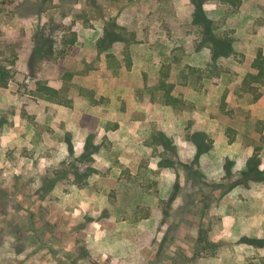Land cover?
Returning <instances> with one entry per match:
<instances>
[{
  "label": "rangeland",
  "instance_id": "obj_1",
  "mask_svg": "<svg viewBox=\"0 0 264 264\" xmlns=\"http://www.w3.org/2000/svg\"><path fill=\"white\" fill-rule=\"evenodd\" d=\"M258 48L264 0H0V264H264Z\"/></svg>",
  "mask_w": 264,
  "mask_h": 264
},
{
  "label": "trees",
  "instance_id": "obj_2",
  "mask_svg": "<svg viewBox=\"0 0 264 264\" xmlns=\"http://www.w3.org/2000/svg\"><path fill=\"white\" fill-rule=\"evenodd\" d=\"M197 5H200L201 7V2H198ZM200 7L198 6V11L201 9ZM252 69H253L252 71H248L245 73L238 87L237 94L239 96H246V95L251 96L252 98H254V100H257L264 92V52L261 48H258L256 51V54L252 62ZM11 77H12L11 65L0 63V87H6ZM160 86L165 91L164 97L167 104L177 105L179 102H181V100L173 96L171 90L167 88L166 81L164 80L161 81ZM40 87H41L40 89L44 93L52 97L59 96L58 90L51 86L42 85ZM79 159L80 161H83L85 157L84 159L83 157ZM73 172L75 174V178L77 181L81 182L84 179L85 175L81 174L78 168L75 167ZM199 242L204 243L205 245L206 244H209L210 246L214 245L213 242L208 241L207 236L205 234L200 237Z\"/></svg>",
  "mask_w": 264,
  "mask_h": 264
}]
</instances>
